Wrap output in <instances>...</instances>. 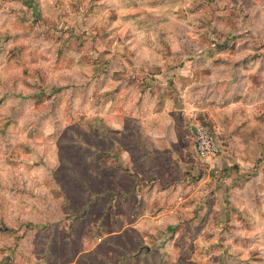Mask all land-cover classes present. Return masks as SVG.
<instances>
[{"label":"rangeland","instance_id":"obj_1","mask_svg":"<svg viewBox=\"0 0 264 264\" xmlns=\"http://www.w3.org/2000/svg\"><path fill=\"white\" fill-rule=\"evenodd\" d=\"M0 264H264V0H0Z\"/></svg>","mask_w":264,"mask_h":264},{"label":"built area","instance_id":"obj_2","mask_svg":"<svg viewBox=\"0 0 264 264\" xmlns=\"http://www.w3.org/2000/svg\"><path fill=\"white\" fill-rule=\"evenodd\" d=\"M195 127L196 156L203 161L216 160L222 153V144L212 135L207 126L197 124Z\"/></svg>","mask_w":264,"mask_h":264},{"label":"trees","instance_id":"obj_3","mask_svg":"<svg viewBox=\"0 0 264 264\" xmlns=\"http://www.w3.org/2000/svg\"><path fill=\"white\" fill-rule=\"evenodd\" d=\"M225 47H227V44L225 45ZM225 48H221L220 50H217V52L216 53H220V52H222V50H224ZM211 51H215V50H210V51H207V52H204V53H202L203 55H206V56H209V57H213L214 56V53H211ZM215 53V54H216ZM200 56V55H199ZM202 56V55H201ZM54 91H55V93H59L60 91H61V88H55V89H53ZM22 99H24V100H28V99H34V100H36V102H38V101H40V98H37V97H34V96H20ZM113 97V96H112ZM112 97H111V99H112ZM191 131V130H190ZM193 136H194V134H193ZM154 180V179H153ZM162 189H166V186H164ZM29 226L31 227V226H33V224L32 223H30L29 224Z\"/></svg>","mask_w":264,"mask_h":264},{"label":"crops","instance_id":"obj_4","mask_svg":"<svg viewBox=\"0 0 264 264\" xmlns=\"http://www.w3.org/2000/svg\"><path fill=\"white\" fill-rule=\"evenodd\" d=\"M197 124H194V123H190L188 126H189V128H190V130H191V133L193 134V132H192V130H193V128L196 126ZM217 160V159H216ZM215 160V161H216Z\"/></svg>","mask_w":264,"mask_h":264},{"label":"water","instance_id":"obj_5","mask_svg":"<svg viewBox=\"0 0 264 264\" xmlns=\"http://www.w3.org/2000/svg\"><path fill=\"white\" fill-rule=\"evenodd\" d=\"M192 132H193V134L196 133V127L193 128Z\"/></svg>","mask_w":264,"mask_h":264}]
</instances>
